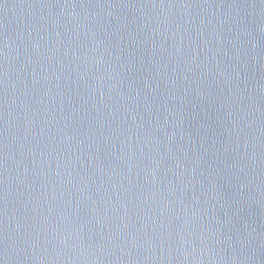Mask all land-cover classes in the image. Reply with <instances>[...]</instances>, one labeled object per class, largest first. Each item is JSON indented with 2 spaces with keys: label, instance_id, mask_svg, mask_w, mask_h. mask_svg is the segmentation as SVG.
Listing matches in <instances>:
<instances>
[{
  "label": "water",
  "instance_id": "1",
  "mask_svg": "<svg viewBox=\"0 0 264 264\" xmlns=\"http://www.w3.org/2000/svg\"><path fill=\"white\" fill-rule=\"evenodd\" d=\"M0 264H264V0H0Z\"/></svg>",
  "mask_w": 264,
  "mask_h": 264
}]
</instances>
